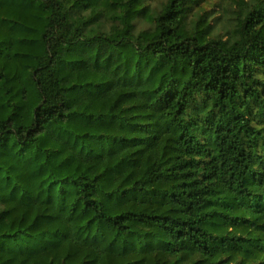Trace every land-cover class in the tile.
Instances as JSON below:
<instances>
[{
    "label": "trees",
    "instance_id": "16d2710c",
    "mask_svg": "<svg viewBox=\"0 0 264 264\" xmlns=\"http://www.w3.org/2000/svg\"><path fill=\"white\" fill-rule=\"evenodd\" d=\"M0 264H264V0H0Z\"/></svg>",
    "mask_w": 264,
    "mask_h": 264
}]
</instances>
